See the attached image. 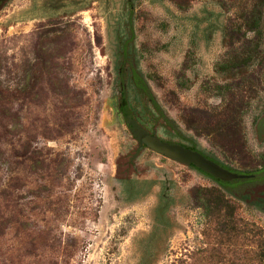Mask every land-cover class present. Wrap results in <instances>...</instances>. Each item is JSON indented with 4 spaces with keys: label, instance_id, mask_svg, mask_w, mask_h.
Here are the masks:
<instances>
[{
    "label": "rangeland",
    "instance_id": "1",
    "mask_svg": "<svg viewBox=\"0 0 264 264\" xmlns=\"http://www.w3.org/2000/svg\"><path fill=\"white\" fill-rule=\"evenodd\" d=\"M262 121L264 0H0V264H264Z\"/></svg>",
    "mask_w": 264,
    "mask_h": 264
},
{
    "label": "water",
    "instance_id": "2",
    "mask_svg": "<svg viewBox=\"0 0 264 264\" xmlns=\"http://www.w3.org/2000/svg\"><path fill=\"white\" fill-rule=\"evenodd\" d=\"M140 143L148 149L167 158L186 166H194L201 172L217 179L221 182H231L233 180L247 179L252 176L232 173L219 166L217 163L208 160L196 151H191L180 145H172L159 141L156 137L146 134L140 138Z\"/></svg>",
    "mask_w": 264,
    "mask_h": 264
},
{
    "label": "trees",
    "instance_id": "3",
    "mask_svg": "<svg viewBox=\"0 0 264 264\" xmlns=\"http://www.w3.org/2000/svg\"><path fill=\"white\" fill-rule=\"evenodd\" d=\"M261 22H262V20H260V18L252 17V19H248L246 21V27L249 31L259 32ZM255 59H260V51L254 48L252 51H246V56L244 58L238 59V57L236 56V57H233V58L219 64L217 67V71H219V72H232V75H234L239 80H241L245 77L246 71L254 64ZM135 84L142 91H144L145 93H148L141 81L135 80ZM124 116H125V119L129 125L131 132L133 133V135L136 138L139 139L142 135L146 134V132L142 128H140L131 118L128 117L126 112L124 113ZM262 127H264V121H262L261 124H259L258 129H262ZM184 147L189 148L192 151L194 150V148H192V147H187V146H184ZM208 159H210V158H208ZM210 160H212V159H210ZM216 163L219 166H221L222 168L229 170L226 167H224L223 165H221L220 163H218V162H216ZM191 167H193V166H191ZM193 168H195V167H193ZM203 174H205V173H203ZM205 175H207V174H205ZM207 176H209V175H207ZM249 176H251V175H249ZM209 177H211V176H209ZM247 179H252V178L250 177ZM214 180L217 181L218 183H223L217 179H214ZM243 180H245V179H241L239 181H243ZM223 184H225V183H223ZM217 200H220L219 196L215 201H217Z\"/></svg>",
    "mask_w": 264,
    "mask_h": 264
},
{
    "label": "flooded vegetation",
    "instance_id": "4",
    "mask_svg": "<svg viewBox=\"0 0 264 264\" xmlns=\"http://www.w3.org/2000/svg\"><path fill=\"white\" fill-rule=\"evenodd\" d=\"M141 128V127H140ZM143 129V128H142ZM129 130H130V128H129ZM145 132H146V134H149L145 129H143ZM130 132H131V130H130ZM131 134H132V136L140 143V138L142 137V136H144V135H146V134H144V135H142L139 139L138 138H136L134 135H133V133L131 132ZM149 135H151V134H149ZM151 136H153V135H151ZM140 144H142V143H140ZM169 144H172V145H177V144H173V143H169ZM143 145V144H142ZM144 147H146L145 145H143ZM180 146H182V145H180ZM182 147H184V146H182ZM147 148V147H146ZM184 148H186V147H184ZM148 149V148H147ZM186 149H189V148H186ZM150 150V149H149ZM190 150V149H189ZM192 151V150H191ZM193 151H196L195 149L193 150ZM153 152V151H152ZM197 152V151H196ZM155 153V152H154ZM201 154V153H200ZM201 155H203V154H201ZM204 156V155H203ZM205 158H207L208 159V157H206V156H204ZM167 159V158H166ZM169 160V159H168ZM208 160H210V159H208ZM212 161V160H211ZM214 162V161H213ZM215 163H216V161H215ZM190 166H192V165H190ZM194 167V166H193Z\"/></svg>",
    "mask_w": 264,
    "mask_h": 264
}]
</instances>
